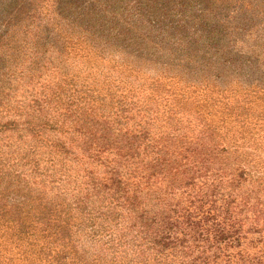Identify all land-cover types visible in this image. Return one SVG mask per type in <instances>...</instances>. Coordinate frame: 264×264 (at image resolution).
<instances>
[{
  "label": "rangeland",
  "instance_id": "obj_1",
  "mask_svg": "<svg viewBox=\"0 0 264 264\" xmlns=\"http://www.w3.org/2000/svg\"><path fill=\"white\" fill-rule=\"evenodd\" d=\"M30 1L36 22H47L59 41L39 63L33 48L6 34L15 3L0 0V39L17 47L0 44L1 121L15 117L7 103L16 109L42 86H73L97 114L131 129L146 124L154 137L198 140L214 149L217 167L247 173L245 191L264 190V0H72L69 21L56 11L68 0ZM94 22L97 38L84 31ZM119 110L128 112L115 117ZM10 193L0 197V264L122 263L87 219L63 213L69 225L59 227L57 242L42 225L32 231L24 210L19 228L9 220ZM19 237L26 239L21 247Z\"/></svg>",
  "mask_w": 264,
  "mask_h": 264
},
{
  "label": "trees",
  "instance_id": "obj_2",
  "mask_svg": "<svg viewBox=\"0 0 264 264\" xmlns=\"http://www.w3.org/2000/svg\"><path fill=\"white\" fill-rule=\"evenodd\" d=\"M14 3L6 34L33 48L41 63L59 40L47 22H36L30 0ZM64 8L56 10L63 21L70 19ZM88 27L84 31L97 38L96 22ZM1 45L17 50L7 40ZM86 96L73 86H42L16 109L7 103L15 117L0 120V197L13 195L11 222L21 228L24 210L32 231L42 225L57 242L64 233L59 227L69 225L63 213L87 219L93 234H105L120 264H264V190L245 191V171L217 167L214 149L198 140L154 137L146 124L136 130L99 115ZM5 105L0 101L1 111ZM118 112L121 118L128 110Z\"/></svg>",
  "mask_w": 264,
  "mask_h": 264
}]
</instances>
